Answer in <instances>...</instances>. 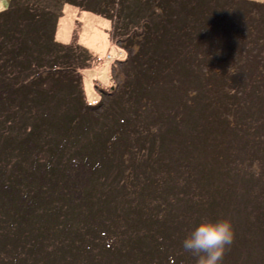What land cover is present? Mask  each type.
I'll return each mask as SVG.
<instances>
[{"label":"rangeland","instance_id":"1","mask_svg":"<svg viewBox=\"0 0 264 264\" xmlns=\"http://www.w3.org/2000/svg\"><path fill=\"white\" fill-rule=\"evenodd\" d=\"M9 1L0 0V13L10 11ZM73 2L78 6L13 9L7 27L17 41L14 45L23 50L26 69L34 64L41 78L62 67L56 61L64 52L57 45L70 47L80 62L77 74L71 77L62 72L64 76L55 82L53 92L56 97H63V105H76L82 97L84 104L96 107L78 118L86 117L89 123L80 122L85 134L81 139L68 137L63 146L59 141L62 132L53 130L51 136L57 141L48 142L49 148L53 146L51 150L62 147V154H73L79 147L95 151L97 156L101 154L98 172L84 174L83 193L90 205L87 215L96 217L97 227L103 223L114 228L108 240L115 239V250L98 243L86 255L97 264H195L196 258L183 249L182 240L202 221L226 218L231 221L235 236L222 264H264V233L252 224L260 216V207H264V148L257 156L253 153L255 147L264 143V0ZM247 2L262 5L255 7ZM192 11L195 14L189 15ZM238 11L246 16L235 13ZM227 15L232 18L230 24ZM167 18L172 22H165ZM179 23L194 34L200 32L202 49L189 46L195 64L180 57L185 65L159 64V69L157 61L169 53L166 35H177L182 28ZM160 26L165 31L157 32ZM215 67L221 71L211 74ZM4 72L0 71V90L9 79L6 73L2 75ZM20 73L31 74L25 70ZM13 83L8 85L15 88ZM73 83L78 84L80 93L71 89ZM229 85L233 93L241 94L235 96H240L238 101L230 98L232 109L221 95ZM32 97L35 102L30 120L22 106L27 102L24 97L16 98L14 106L0 104V152L11 157L9 167L0 166L4 175L18 162L17 155L25 154L26 139L22 138L28 123L39 120L38 105L42 108L49 102L40 92ZM37 98H44V102L41 100V104ZM52 103L47 105L53 107ZM76 122L71 126L76 127ZM40 129L37 128L39 134ZM13 136L16 148L11 149L9 141ZM209 147L212 150L207 152ZM59 157L62 156H54V164L59 163ZM24 159L19 160L22 162L17 171L14 169L13 177H25L31 161ZM39 161L42 163L44 156L40 155ZM45 163H50V158ZM42 165L32 172L35 177L29 180L34 183L23 189L30 192L34 188V192L43 191L42 194L51 191L56 197L57 189L49 188L57 186L58 180L52 179L51 184L48 178L40 180L38 171ZM46 175L50 177L48 172ZM34 200L31 214L43 212L34 225L40 224L39 229L45 227L48 232L45 235L43 230L40 238V244L46 242L44 252L34 255L38 264L45 260L44 253H52L53 247L58 250L59 242L55 238L57 225H47V213L51 215L54 207H44L41 200ZM10 205L11 209L0 201V217H6L9 211L13 219L14 215L27 213L23 203L16 206V211L14 203ZM8 220L2 227L7 228ZM77 223L81 226L80 221ZM9 245L5 248L13 249V253L21 247L17 242ZM14 258L0 251L2 264H21ZM54 263L59 264L57 259Z\"/></svg>","mask_w":264,"mask_h":264},{"label":"trees","instance_id":"2","mask_svg":"<svg viewBox=\"0 0 264 264\" xmlns=\"http://www.w3.org/2000/svg\"><path fill=\"white\" fill-rule=\"evenodd\" d=\"M247 3L255 7L262 5V4H256V3H250V2H247ZM63 4H70L72 6H78L75 4V2H73V0H10L9 8H10V11H12L13 9L18 10L20 7L25 8L27 10H37V9H40L46 6L47 7L60 6ZM10 11L6 13H0V61L2 60L1 61L2 64H0V71L4 72L6 68L9 69L8 72H4L2 74L3 76H5V73H6V77H8L9 79H7V83L3 82V84L5 83L6 86L4 85V87H2V89L0 90V104L2 105L7 102L6 104L12 103L11 105L14 106L13 103L16 102V98L24 97L23 99H25L27 102L22 103V106L26 108V111L28 114V116L26 117L28 118V120H30V117H31L30 114L32 111V102H35V100L32 97L33 93L35 95L39 94V92L44 94L46 97V100L49 99V102H53L54 104L52 103L53 107L48 106L47 103L49 102H47L45 103L44 106L42 105L44 108L43 107L41 108L40 105H38V107L41 109L38 115L39 120H36V121L32 120L30 124L28 123V128L25 129L26 134L22 138V140L26 139L23 144V146L24 145L26 146L25 148H23V151L26 150L25 154H21V156L17 155L16 160L18 162L10 167L11 171L8 175H4V173L0 170V185H1L0 186V198H1L0 201L4 205H8L10 209H11L10 203L12 204L14 203V207H13L14 211H16V206H19L20 203H23L24 205H26V208L24 211L28 213V214L25 213L21 215H14V219H13V218H10V211H9L8 213H5L6 217H0V251H1V254L5 256H9V257L15 256L14 261L20 262L21 264H26V262L28 261L34 262L33 264L38 262V260L36 262L34 261V258H35L34 255H36L37 252L39 255H42V253L44 252L42 251V249H44L42 247L43 245L46 244V242H43L40 244V238L44 235L42 231L45 230V235L48 234V232L46 231L45 227L43 229H39L41 227L40 224L37 225L36 223V225H34V223L38 221V216L40 215V213L43 214V212H39V213L34 212L33 214H31V209L35 206L34 199H36V201L41 200L44 207H48L49 205H51L50 208L54 207L51 215H50L51 212L47 213V216H50L49 217L50 224H47V225L49 226L57 225L58 231H57V237L55 238L59 242L58 250L55 247H53V249L50 251L52 253H49V252L44 253L43 256L45 260L42 261L43 263L39 262L38 264H57V263H54L56 259L59 262V264H77V263L78 264H97V262L93 260V257H88L86 255L87 251H89L91 254V249L89 248H92V247L96 248V246L99 243L102 247H105L110 250L111 249L115 250L114 247L112 248V243L115 242V239L114 238L112 239L113 242L112 240L111 241L108 240L109 238L108 235L111 236V234L114 233L115 231L114 228H111V225L105 226L103 223L99 227H97L99 225V222L97 223L96 217H94L93 215L89 217L87 215L86 209L90 208V205L89 203L85 201L86 197H85V194L83 193V189L85 186L84 174L85 172L91 171V170H93L94 172L95 171L98 172L97 167L101 165V161H100L101 154H98L97 156L96 155L97 153L95 151H93L92 153V152H89L88 150H82L79 147L76 150H74L73 154L69 155L67 154V152H64V151H63L64 154H62L61 152L62 147L60 146L56 147L54 150L50 149V148H53V146H51L50 148L48 147L49 141L50 143L57 141L54 137L51 136L50 131H53V130H59L62 132L60 133V138H59L60 139L59 141H61L62 145H63V141L67 140L68 137L69 138L76 137L78 139L79 138L81 139V135H85L82 133V131L84 130L81 128V123L82 124L88 123V120H87L88 118L85 117L84 119H80V120H78V118L81 113H84L86 115V111L88 113H92V111H94L96 107L94 108V107H90L84 104V102L82 101V97L80 98V100L78 99L79 102H77L76 105H72L69 103L68 104L65 103L63 105L62 103L63 97L61 96L56 97L55 96L56 94H54L53 92V90L55 89L53 87L55 86V82H58L57 80L61 79V76H64L61 74L62 72H65L71 77L77 74V70H78L77 68L79 67L80 62L77 58L74 57V53L71 52L70 47L57 45V47H60L62 49L61 51L64 52V55L58 57L57 61L56 60L55 61L59 62V64L62 65V67L56 68L50 72H47L44 78H41L40 76L41 74L38 71V69H36L34 64L29 65L28 66L29 68L26 69L25 61L27 59L26 58L22 59L23 50L18 48V46L14 45L16 39H14L11 28L7 27V22L9 19L8 17L10 15L9 14ZM200 11L201 9L196 12L197 15ZM193 12L194 11H192V13H189V15L195 14ZM235 13H239L238 15H242V11H238ZM247 13L250 14V12H247ZM242 16H246V15H242ZM182 17H185V15H183ZM228 17L229 15L226 16L227 20L229 21V24L232 18L234 20L235 19L238 20V16L236 14L234 15L232 14L231 16L232 18H228ZM169 20L170 19L167 18L165 22H168V23L172 22V20L171 21ZM180 23L179 25L182 26V24ZM154 27L156 26L154 25ZM161 30L165 31L164 28L160 26L157 29V32L158 31L160 32ZM170 30L173 31L172 28H170ZM183 30H186V33H183L182 32ZM198 35H200V32L194 34V31L191 28H188L187 26H182V28L180 27V31L177 35L172 32L169 35H166L169 37L168 41L165 42L166 44H168L169 53L162 60L157 61L158 63L157 67L159 69L161 68V66L168 67L169 65H171L173 67L175 66V64H177V62H180L178 66L185 65L183 64L185 63L184 61L181 62L179 60L180 57L184 58L182 60L191 59L192 64H195L196 58L195 57L191 58L192 54L190 53L192 49L190 50L189 46L192 44L194 47H197L199 50L202 49V46L199 44ZM46 60L47 62H50L49 59H46ZM19 61H22V62H19ZM159 64H161V66ZM23 65L24 67L22 68ZM15 66H17V69H15ZM22 70L31 72V74H26V75L24 74L23 76H21L20 71L22 72ZM217 70L221 71V68L215 67L213 70H211V74L215 73ZM196 71L197 70H195V72ZM156 73H160V72H156ZM234 74L236 73L234 72ZM18 77L20 78V80H18ZM71 80H73L74 82L77 81V79L75 78H71ZM8 81L9 83L14 82L13 84L16 89L13 88L12 86H9ZM34 83H37V84H34ZM228 83H231L230 80ZM73 84L76 87L78 86L77 83H73ZM32 85L34 87H32ZM74 86H72L71 89H75L76 91L79 90L78 93H80L81 91L79 87L76 88ZM173 87L174 86H172L171 88L172 92L174 91ZM25 88L29 89L30 92H28ZM233 91H234L233 87L229 85L228 88L225 90V92H221V95L223 94L222 98L226 100L225 102L228 104L230 109H232L231 108L232 106L229 105V102L233 103L230 100V98H233L234 100L238 101L239 99L238 97L241 96L240 93L239 94H237L236 92L233 93ZM19 92L21 93V95L19 94ZM236 95H240V96L235 98ZM31 97H32V100H31ZM41 98H37L36 100H40V103L42 104L41 100L43 101L44 98L43 99ZM57 100L61 104H59ZM23 107L21 108L23 109ZM261 109H264V106H261ZM54 119L58 120L55 124L54 122H52ZM74 122H76V127L71 126ZM88 126H89V123H88ZM88 126L86 127L87 130H88ZM38 127H41L40 134H39V131H37ZM249 128H251V126H248V129ZM68 130H72V131L69 133ZM92 130L93 128L90 127L89 131L92 132ZM34 133L36 134L34 135ZM0 141H1V138H0ZM28 142L29 144L27 145ZM9 144H10L9 146L11 149L16 148V145H14V136L9 141ZM201 146L205 147L202 145V143H201ZM209 148H207V152H210L212 150V148L210 149ZM263 148H264V143H262V145L255 147V150L253 153H256V156H257L259 152L262 151ZM105 150L106 149H104V152ZM85 151H88V152H85ZM40 155L44 156V161L42 163H41L42 160L39 161ZM54 156H62V157H59L60 159L58 160L59 163L54 164V161H53ZM63 156L64 157L67 156V158L63 160ZM23 157H25L24 160H26L27 158H30L31 164L28 167L29 169L25 171L26 175L24 172L23 176L25 177H20V176L13 177L12 175L14 173V169L16 168V171L19 169V166H20L19 164H21L20 162H22L19 160H21ZM49 158H50V163L48 164L45 163V161H47ZM9 160H11V157L6 156V154L3 152H0L1 169H6L7 167H9V163H7ZM105 161H107L106 158H104V162ZM41 165H42L41 167L42 170L40 169V171H38L41 175L40 180L45 179L44 181H47L49 179L48 180L49 184L52 183V179L58 180L57 186L49 188V189H54V188L57 189L56 197L52 195L51 191H49L48 194H42L43 191L39 193L34 192V188H33V191H30V192L25 191L23 189L24 185L27 188H29L30 184L34 183V182L32 183V180L30 181L29 179L30 178L33 179L35 177L34 174H32V172H34L35 169L40 168ZM47 172L50 177H47L46 175ZM96 175L98 178L99 174H96ZM14 182L20 183L22 186L17 185ZM41 189L42 188L40 187L39 190ZM18 192H19V195H18ZM262 196H264V193ZM52 201L53 203H51ZM113 201L115 202L114 199L112 200V203ZM262 203L264 206L263 198H262ZM161 214H162V211H161ZM262 214H263V217H262ZM259 215L260 216L258 218H255V220L253 221L254 223L252 224L255 230L259 229L264 233V207L262 206L260 207ZM88 219L90 220V222L88 221L86 222V220ZM159 219L161 220L162 218L160 217ZM7 220H8L7 228L2 227V225ZM75 221H76V226L74 225ZM77 221L81 222V226L77 223ZM84 231H88V232L85 233ZM104 231L106 233H104ZM109 241L111 243H109ZM15 242L21 244V247L18 250L14 249L16 250V252L13 253L12 251L13 249L11 248H7V249L5 248L6 246H10L9 244H11L12 246V244ZM26 244L29 247H26ZM23 245L24 247H22ZM58 257L60 258V260L58 259ZM0 263L2 264L3 262H0Z\"/></svg>","mask_w":264,"mask_h":264},{"label":"clouds","instance_id":"3","mask_svg":"<svg viewBox=\"0 0 264 264\" xmlns=\"http://www.w3.org/2000/svg\"><path fill=\"white\" fill-rule=\"evenodd\" d=\"M230 220L202 221L182 240L185 251L196 258L195 264H222L234 241Z\"/></svg>","mask_w":264,"mask_h":264}]
</instances>
